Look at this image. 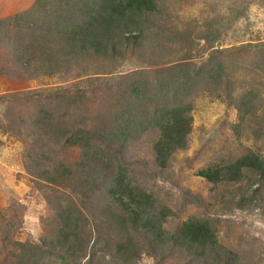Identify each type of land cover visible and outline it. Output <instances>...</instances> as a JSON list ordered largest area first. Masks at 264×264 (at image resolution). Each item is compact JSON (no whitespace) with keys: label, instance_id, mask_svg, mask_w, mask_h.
<instances>
[{"label":"rangeland","instance_id":"374dc122","mask_svg":"<svg viewBox=\"0 0 264 264\" xmlns=\"http://www.w3.org/2000/svg\"><path fill=\"white\" fill-rule=\"evenodd\" d=\"M34 1L0 0V21L28 9ZM156 1L160 14L147 26L162 39L146 37L142 48L113 63L95 62L114 72L107 78L111 90L118 83L121 90L139 74L154 85L179 70L195 77L199 67L208 68L218 60L228 86L218 87L200 75L198 85L184 87L176 82V89L166 92L170 103L192 105L187 145L172 153L166 168L158 167L154 159L153 145L159 136L154 128L131 141L119 158L109 159L120 161L130 184L151 195L156 207L173 213L166 230L176 229L189 218L210 221L222 252L236 255L233 264H264V183L252 173L240 182L218 185L198 176L202 170L234 163L249 152L264 162V0ZM7 26V39L0 42V215L5 216V221L0 220V264H25L17 259L19 245L37 248L45 230L56 229L50 219L60 205L74 201L80 207L72 192L80 187L72 173L75 164L84 160V150L63 142L74 129L97 131L108 103L104 94L96 93L87 95L83 107L72 109L65 98L54 96L59 87L70 84L57 77H37L24 69L15 54L10 24ZM212 53L215 59L210 61ZM72 70L70 80L84 68L73 65ZM43 111L51 114L44 118ZM55 130L65 136L55 137L51 133ZM57 162L72 172L67 181H74H62L56 187L45 180L55 177ZM89 198L91 201H84V213L98 225L99 240L95 243L97 236L88 228L84 232L89 247L95 243L91 263L86 262L88 258L65 260L60 252L53 256L40 253L39 262L114 264L113 252L104 248L110 231L101 212L107 202L100 192ZM7 232L10 241L4 238ZM161 253L144 244L139 259L131 264H186L179 251Z\"/></svg>","mask_w":264,"mask_h":264},{"label":"trees","instance_id":"16d2710c","mask_svg":"<svg viewBox=\"0 0 264 264\" xmlns=\"http://www.w3.org/2000/svg\"><path fill=\"white\" fill-rule=\"evenodd\" d=\"M159 14L156 0H35L28 9L0 21V42L7 39L4 34L9 23L15 54L24 69L37 77H57L70 84L59 87L54 96L65 98L72 109L83 107L87 95L95 96L96 93L104 94L108 103V109L102 112L98 121L100 125H96L97 131L84 127L66 135L63 142L66 146H79L84 150V160L75 164L74 173L57 162L55 177L45 179L56 187L62 186V181L71 183L75 180L80 189L72 192L80 207L74 201L69 206L60 205L50 219L56 229L45 230L46 235L37 248L19 245V261L44 264L38 261V254L53 256L60 252L65 254V260L88 258L86 262L91 263L90 252L99 241L98 225L84 213V201H91L89 196L95 192H100L107 202L101 217L107 221V230L112 233L108 232L104 248L113 252L110 256L114 264H117L116 260L121 264L138 260L144 244L153 251L154 247L158 248L161 254L179 251L184 254L186 264H231L237 259L234 253H223V248L217 245L215 228L210 221L189 218L176 229L166 230L164 226L173 213L166 207H156L151 195L130 184L126 168L120 161L115 163L109 159L112 156L119 158L131 141L154 128L159 131L153 145L154 159L158 167L166 168L172 153L186 147L192 129V105L170 103L166 92L175 90L176 82L184 87L198 85L197 76L200 75L218 87L228 86L224 81L223 64L218 60L210 62L208 68L199 67L195 77L188 71L179 70L175 78L167 74L154 85L139 74L121 90V83L111 90L107 78L114 72L105 71L106 68L95 62L108 60L113 63L128 52L142 48L146 37L153 39V35L155 41L161 40L147 26ZM213 59L214 53L210 61ZM73 65L76 69L84 68V72L76 71V79L70 80ZM95 80L100 83L95 84ZM38 96L42 95L37 93ZM248 97L252 98V95ZM42 114L46 118L51 113L43 111ZM56 131L50 132L57 138L65 136ZM71 173L74 180L67 181ZM247 173L256 175L264 183V162L252 152L234 163L202 170L198 176L218 185L240 182ZM58 176L61 179H57ZM100 186L104 188L101 190ZM0 220L5 221V216L0 215ZM6 224L10 226L8 222ZM87 228L97 236L90 247L84 233ZM4 238L11 240L9 232Z\"/></svg>","mask_w":264,"mask_h":264}]
</instances>
